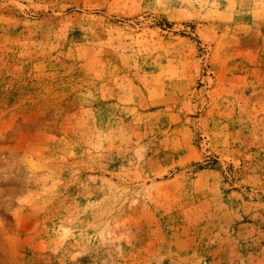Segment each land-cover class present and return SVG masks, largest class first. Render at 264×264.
Wrapping results in <instances>:
<instances>
[{
	"label": "rangeland",
	"instance_id": "obj_1",
	"mask_svg": "<svg viewBox=\"0 0 264 264\" xmlns=\"http://www.w3.org/2000/svg\"><path fill=\"white\" fill-rule=\"evenodd\" d=\"M0 264H264V0H0Z\"/></svg>",
	"mask_w": 264,
	"mask_h": 264
}]
</instances>
